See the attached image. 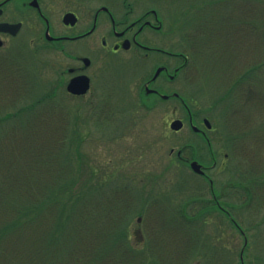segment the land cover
<instances>
[{
	"label": "rangeland",
	"instance_id": "rangeland-1",
	"mask_svg": "<svg viewBox=\"0 0 264 264\" xmlns=\"http://www.w3.org/2000/svg\"><path fill=\"white\" fill-rule=\"evenodd\" d=\"M103 1L91 4L96 8ZM126 4L133 15L157 9L166 20L164 45L188 55L185 90L179 81L174 91L185 93L195 124L204 128L203 118L209 120L211 144L191 131L186 109L156 96L140 98L138 79L148 68L124 62L130 52L102 49L101 31L51 46L38 21L13 13L6 18L25 20L24 28L17 36H3L0 47V162L9 171L10 202H28L26 188L39 198L72 184L90 193L71 205V217L124 213L119 227L126 228L130 241L151 246L159 261L154 264H241L244 235L218 212L215 195L245 232L244 264H264V28L254 23L263 5L259 0ZM61 11L50 13L55 33ZM64 45L63 50L53 47ZM71 55L90 59L93 85L84 96L73 97L65 88L54 91L56 68L78 64ZM175 118L183 121L177 131L169 126ZM64 134L61 146L53 147L51 140ZM31 140H39L37 151ZM53 154L60 162L51 160ZM185 157L207 167L213 188L209 179L191 171ZM46 167L47 175H39ZM246 176L258 179L249 198L243 191ZM113 185L120 192L111 193ZM187 209L189 218L200 212L195 222L185 220Z\"/></svg>",
	"mask_w": 264,
	"mask_h": 264
},
{
	"label": "trees",
	"instance_id": "trees-1",
	"mask_svg": "<svg viewBox=\"0 0 264 264\" xmlns=\"http://www.w3.org/2000/svg\"><path fill=\"white\" fill-rule=\"evenodd\" d=\"M259 2L263 7L254 19L258 30L262 25L264 28V0ZM254 10L255 7L253 12ZM54 91H56L55 87ZM260 98L257 97V101H261ZM260 127H264V122ZM64 136L65 134L55 140H51V137L44 138L45 142L51 140L53 147H59ZM32 143L37 151L39 140L28 141V144ZM60 149L61 147L57 151ZM19 156L22 154L20 153ZM51 160L60 162L58 156L55 157L54 154ZM52 161L48 160L47 163L51 164ZM2 164L4 163L0 162V264H154L153 262H159L154 259L156 255L147 244V240L146 243L130 241L126 228L122 224L119 227L118 221L124 220V213L121 215V212L116 214L108 210L103 213L101 211L102 214L95 211V218L71 217V205L84 200V197L90 193L88 189L84 188L83 192H80L69 184L61 190H51L47 196L37 198L33 190L26 188L24 191L25 194L28 193L26 197L28 202L19 205L10 202L9 171L7 172ZM46 168L44 172L38 170V174L47 175L50 167ZM246 179L247 183L244 182L246 187L243 191L249 198L250 187L256 184L258 179L247 176ZM84 184H81V188ZM119 187L114 185L110 187L116 189L111 193L115 194L118 190L120 192L122 188ZM60 202H64L59 205L63 209L54 215L53 210ZM188 216L186 213L185 220L193 221ZM45 219L49 220L45 221ZM203 238L208 239L207 236Z\"/></svg>",
	"mask_w": 264,
	"mask_h": 264
},
{
	"label": "flooded vegetation",
	"instance_id": "flooded-vegetation-1",
	"mask_svg": "<svg viewBox=\"0 0 264 264\" xmlns=\"http://www.w3.org/2000/svg\"><path fill=\"white\" fill-rule=\"evenodd\" d=\"M55 9L62 10L61 16L58 17L59 32L57 33L53 30L50 16V13ZM13 13L21 14L24 17L28 16L38 21L40 29L44 28L42 38H44L46 44L87 39L94 36L96 32L101 31L102 35L99 39L102 49H106L107 52L112 54L130 52L131 55L124 62L135 60L136 68L139 70L148 68L147 73L138 79V95L140 98L142 99V95L156 96L162 103H173L172 106L175 108L181 107L184 110L186 109L191 131L198 138L206 140L209 145L211 144L207 136V130L209 129L206 127L201 128L195 124L193 116L187 109L185 93L181 95L179 92L174 91L175 86L173 87V84L179 81L182 84L183 90H185V67L188 65V55L185 54L184 50L174 51L172 48L164 45V38L162 36L165 34L163 28L166 20L164 21L163 16L157 9L152 7L146 8L133 15L135 14L133 7L126 4V0H104L96 8L91 4V0H70L65 2L64 0H0V23H21L15 34L0 31L1 40L3 36H17L24 28L25 20L7 19L10 14V16L14 17ZM66 13L75 15L76 21L74 24H65L63 22L62 19ZM82 20H86V24L83 25L84 27L80 25ZM170 28L172 30L171 33H173L174 30L171 23ZM47 30L52 39L46 37ZM65 46L53 47L63 50ZM84 58L88 59L87 63L84 61ZM71 59L78 64L66 68H56L54 87L56 90H64L71 78L78 75H86L89 78L90 91L93 85L92 76L87 73V69L90 67V59L87 56L77 55H71ZM158 68L161 69L157 73ZM162 95H166L167 97L163 98ZM147 103V101L144 102V104ZM184 153L185 147L183 148ZM183 154L178 150L180 157ZM184 159L191 160L192 158L185 157ZM203 167L204 173L196 175L211 181L206 173L207 167L204 165ZM215 204L224 215L230 218L233 217L220 204V201L215 200Z\"/></svg>",
	"mask_w": 264,
	"mask_h": 264
},
{
	"label": "water",
	"instance_id": "water-1",
	"mask_svg": "<svg viewBox=\"0 0 264 264\" xmlns=\"http://www.w3.org/2000/svg\"><path fill=\"white\" fill-rule=\"evenodd\" d=\"M63 21L65 23L74 24L75 22L74 14L72 13L65 14V16L63 17ZM17 25L18 24H8V23L0 24V31H6L7 29H10L13 26H17ZM46 37L51 38L48 32H46ZM0 45H1V41H0ZM84 61L87 63L88 59L84 58ZM160 69L161 68L157 69V73L160 71ZM88 88H89V79L85 75L72 78L67 85V90L74 94H83L88 90ZM162 97H167V96L163 95ZM204 123L207 125V127H209V122L207 119H204ZM181 126H182V121L179 119L173 120L170 124V127L174 130L180 129ZM190 167L194 172L203 173L202 165L198 163L196 160H193L190 162ZM241 259H242V256H241Z\"/></svg>",
	"mask_w": 264,
	"mask_h": 264
}]
</instances>
